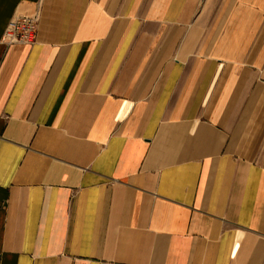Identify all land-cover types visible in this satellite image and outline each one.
Here are the masks:
<instances>
[{
  "label": "crops",
  "instance_id": "1",
  "mask_svg": "<svg viewBox=\"0 0 264 264\" xmlns=\"http://www.w3.org/2000/svg\"><path fill=\"white\" fill-rule=\"evenodd\" d=\"M0 264H264V0H0Z\"/></svg>",
  "mask_w": 264,
  "mask_h": 264
},
{
  "label": "built area",
  "instance_id": "2",
  "mask_svg": "<svg viewBox=\"0 0 264 264\" xmlns=\"http://www.w3.org/2000/svg\"><path fill=\"white\" fill-rule=\"evenodd\" d=\"M40 10L30 16H15L4 35L7 45L33 46L36 43Z\"/></svg>",
  "mask_w": 264,
  "mask_h": 264
}]
</instances>
